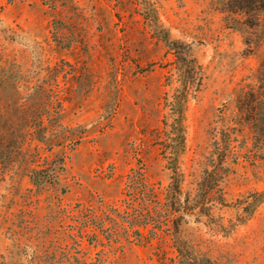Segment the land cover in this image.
Masks as SVG:
<instances>
[{
    "label": "rangeland",
    "instance_id": "obj_1",
    "mask_svg": "<svg viewBox=\"0 0 264 264\" xmlns=\"http://www.w3.org/2000/svg\"><path fill=\"white\" fill-rule=\"evenodd\" d=\"M263 115L264 0H0V264H264Z\"/></svg>",
    "mask_w": 264,
    "mask_h": 264
},
{
    "label": "trees",
    "instance_id": "obj_2",
    "mask_svg": "<svg viewBox=\"0 0 264 264\" xmlns=\"http://www.w3.org/2000/svg\"><path fill=\"white\" fill-rule=\"evenodd\" d=\"M170 109H171L170 113H172V115L181 113V117H178L176 120H174V124L176 122V125L178 126L179 131L180 130L183 131V124L185 122V119L182 115V112L184 111L183 107L180 105L179 101H177V102L171 103ZM40 122L41 123L39 124V129L43 125V121H40ZM164 123H165V125H167L168 121L164 120ZM250 123L252 125L253 130H254V134L256 136L255 137L256 141H260L261 147L264 148V115L262 117H259V119L256 118L253 121H250ZM30 131H31V129H28L27 132H30ZM4 134L5 133H3V131H1V129H0V159L1 160H3L2 156L4 155L5 151L13 152V150H14V149H11V150L9 149L12 146L11 144L9 145V144L4 143V139H5ZM183 136L181 135V138H184ZM170 153H171V155H174V154L179 153V152H177L173 149L170 151ZM32 171H34V169H32ZM250 198H252V200ZM263 202H264V192H254V193H249V195L243 201V204L247 203V205H245V209H246V211L248 210L249 215L251 216L256 211V208ZM188 260H189L188 258L185 260L186 264H193L191 261H188Z\"/></svg>",
    "mask_w": 264,
    "mask_h": 264
}]
</instances>
